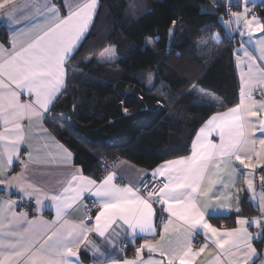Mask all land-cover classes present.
Instances as JSON below:
<instances>
[{
    "label": "snow or ice",
    "instance_id": "obj_1",
    "mask_svg": "<svg viewBox=\"0 0 264 264\" xmlns=\"http://www.w3.org/2000/svg\"><path fill=\"white\" fill-rule=\"evenodd\" d=\"M8 3L10 0H4L0 8ZM243 4V14L229 11L235 19L229 21L228 26L235 24L238 29L246 30L241 35L251 36L257 18L254 14L249 18L247 0H243ZM97 6L98 0H73L65 5L67 13L62 16L57 6L41 5L32 0L17 6L22 10L20 16L9 10L14 23H24L12 29L7 47L0 45V124L4 129L0 132V142H3L0 176L11 168L14 158L21 159L22 144L31 149L24 121L29 126L39 127L50 137L43 128V121L51 119L47 114L52 111L55 99L62 94L66 72L70 70L67 65L86 37ZM258 30L264 32V24H258ZM258 44L259 57L252 56L246 49L242 52L247 71L241 76L239 104L217 112L199 127L191 143V155L168 160L157 167L151 173V180L159 179V183L121 186L116 182L114 172L99 181L77 172L59 191L49 193L21 178L16 184L18 190L28 198L36 196L37 205L45 199L50 200L56 209V220H28L27 213L21 212L17 216L13 210L16 201L8 199L0 203V264H81L78 255L81 246L86 245L93 255L104 256L89 239L91 234L95 233L105 244L115 248L121 235H127L134 243L138 232L144 234V239L137 248V255L141 256L146 249L149 254H158L159 259L143 261L104 257L101 264H193L194 257L209 248L208 242L221 254L231 257L228 264H255L259 255L252 241L261 239L264 243V237H253L245 225L254 223L264 232V220L238 219L241 227L222 231L206 219L203 209L210 206L209 193L215 184L228 187L223 183L225 173L232 182L236 169L229 165L233 160L254 170L253 158H264V119H251L264 111V99L257 101L254 95L258 91L264 97V40ZM106 53L107 56L101 59L116 58L114 49H107ZM240 55L238 53V58ZM257 60L261 61L259 65ZM25 94L28 99L23 101L21 97ZM257 131L260 138L255 136ZM213 135L218 142L211 139ZM28 154L31 160V151ZM63 154L65 159L71 156L66 149ZM24 167L27 169V163ZM15 179H0V184L11 185V180ZM253 179L249 173L245 182L247 190L257 199ZM260 179L264 187V176ZM85 194L95 198V215L86 209L78 222L70 220L68 217L82 203ZM201 196L208 197L202 207ZM258 199L260 211L264 213V193ZM231 203L234 202L230 201L228 206ZM155 204L162 206L161 213L168 214L159 225L154 222ZM235 210L240 211L238 205ZM9 215L12 222L6 223ZM198 230H203L206 241L203 244L196 241ZM217 264H222L219 257Z\"/></svg>",
    "mask_w": 264,
    "mask_h": 264
},
{
    "label": "trees",
    "instance_id": "obj_2",
    "mask_svg": "<svg viewBox=\"0 0 264 264\" xmlns=\"http://www.w3.org/2000/svg\"><path fill=\"white\" fill-rule=\"evenodd\" d=\"M228 6L238 8L222 0H100L48 120L87 174L104 171L102 158L152 169L184 155L213 113L235 105L236 42L213 37L225 31ZM253 10L264 24V4ZM7 36L0 27V40L6 42ZM108 46L115 47L118 59L102 63L98 56ZM238 203L239 214L258 212L247 192ZM235 212L220 222L233 226ZM123 250L135 248L129 242Z\"/></svg>",
    "mask_w": 264,
    "mask_h": 264
},
{
    "label": "crops",
    "instance_id": "obj_3",
    "mask_svg": "<svg viewBox=\"0 0 264 264\" xmlns=\"http://www.w3.org/2000/svg\"><path fill=\"white\" fill-rule=\"evenodd\" d=\"M217 1V0H214ZM226 4L233 5L234 7H238L237 9H233L232 12L235 13H242L244 12V4L243 0H222ZM264 0H247V8L250 9V5H253V3H259L263 2ZM32 2V0H10V3L5 4L3 8H0V27L5 28L8 36L7 41L0 40V45H4L5 47L8 46V43L10 39L12 38V29L13 28H19L21 24H23V21H20V23H14L13 20L9 16V10H14V15L20 16L22 14V10L18 9L17 6L23 5L25 3ZM36 2H39L41 5L44 3H50L55 6H57L60 9L61 15H66L67 9L65 7L66 4L73 3V0H36ZM82 2V0H81ZM0 3H4V0H0ZM100 7V0H98V6L95 10V15L93 18V21L90 25L89 30L91 29L95 16L98 12V9ZM237 10V11H236ZM250 12V11H249ZM250 18L251 16L249 15ZM257 17V16H255ZM38 19H43V17H39ZM234 17H231L230 15L227 18V21L225 20V27L226 30L228 29V32L234 33V29H237V35H236V45L234 49L235 53V71L237 74V78L239 81V94H238V100L235 103V105L231 107H227L224 110H219L217 112H224L227 111L230 108L236 107L240 102V93L242 88L241 83V76L242 74H246L247 67H246V58L242 56V52L244 49L243 47H246V50L254 57H259L261 55L260 52V46L258 44V41L264 40V32H260L258 30V24H263L262 22L256 20L253 22V30L251 33V36L249 35H241L240 33L242 31H246L245 29H238L235 24H232L231 27L228 26V22L234 20ZM260 22V23H259ZM88 30V32H89ZM87 32V34H88ZM240 50V58H237V51ZM104 53L102 52L98 56V60L102 62H113L114 60H104L101 59ZM106 59V58H105ZM261 61L257 60V64L259 65ZM68 71L66 72L65 77V87L62 90H65L68 84ZM255 99L257 101H260L261 99H264V97H261L259 92H255ZM60 95H58L59 97ZM57 97V98H58ZM55 99V101L57 100ZM23 101H26L28 99L27 94L21 97ZM54 101V102H55ZM54 104V103H53ZM217 112L213 113L212 115L216 114ZM47 115H50L47 114ZM211 115V116H212ZM210 116V117H211ZM209 117V118H210ZM208 118V119H209ZM253 120H260L264 119V111H262L257 117H251ZM49 119H45L43 121V128L47 130L48 133H50V137L46 136L42 133L39 127L32 125L29 126L27 121H24L25 124V132L27 133V140L28 143L31 144V149L28 148L27 144H22L20 146V152L22 149L27 150V155L25 160L23 161V167L21 169H14L12 170V166L16 163L17 159H13V163L11 165V168L9 170H6L2 176H0V179H10L12 177H15V180H11V185L7 183L0 184V191H3L5 195L0 194V203H2L5 200L11 199L12 201H15L14 195H20L23 197L24 194L18 190L16 187L17 182L23 178L24 181L33 184L35 187L42 189L43 191L52 193L54 191H59L64 184L67 182L68 179H70L71 175L80 172L84 177L92 179V180H101L102 178L106 177V175L109 172L116 173V182L118 179H121L124 181V183L121 186L124 185H133L135 187H139L143 179L151 175V173L160 165L164 164L168 160H177L184 156L191 155V143L195 139V134H198V130L195 132L191 143H190V150L188 153H185L184 155H179L175 157H171L159 165H157L155 168L147 169L142 166H139L135 164L134 162L128 160V159H120L114 166V168L110 171H102L99 176H94L93 174H87L82 166L76 164L74 162V153L73 151L65 145L63 142H61L52 128L49 126L48 123ZM206 122H204L201 126H203ZM200 126V127H201ZM258 127V124H257ZM3 126L0 124V132H3ZM255 136L257 138H260L261 134L257 131L255 132ZM214 141L218 142V138L213 135L211 137ZM259 148V145H257ZM66 149L68 152L71 153V156L67 159L64 158L63 150ZM3 150V142H0V151ZM29 151L32 153V159L29 160ZM19 152V153H20ZM27 163V169H25L24 164ZM252 163L256 165L255 169L245 168L243 165H240L238 161L233 160L231 164L229 165L230 168L236 169L235 173L232 177V182H229L227 179V174H224V181L223 183H227L228 187L224 188L222 187L221 183H217L213 187V191L209 193V197H211V203L210 206L207 208H204L206 219L209 220V222L217 227L218 229H221L222 231L231 230L233 228L241 227L238 223V219H246L248 221H254L256 219H262L264 220V213L260 211V201L259 197L262 193H264V187L261 186V176L258 175V171L260 169H263L264 167H261V164H264V158L261 157H254ZM251 173L254 177L253 184L255 188V196L257 199L253 198V192L247 190V184L245 182L246 177ZM118 183V182H117ZM119 184V183H118ZM244 192H247L249 199L254 207L257 208V213L252 216H247L246 214H239L235 212V208L238 205L240 208V204L238 203V199L240 195H242ZM220 196V199H217L216 197ZM36 199V196H32ZM87 198H93L88 194H85L82 200V203L76 208L74 212L68 217L70 220L78 222V218L82 217L85 213V207H84V200ZM200 206H203V203L208 200V197L201 196L200 198ZM233 201L234 203H231L230 206L229 202ZM226 205L225 207H221V205ZM161 205L155 204L154 209L156 212V217L154 219V222L159 225L162 221L165 220L167 217V213H161ZM13 210L17 214V216L22 212L20 211L16 205H13ZM237 213L235 222L233 226H224V223L220 222L219 219L222 217H227L231 213ZM95 215V214H94ZM28 220H36V221H48L52 222L56 220V209L54 204L50 200H43V203L41 205H37V213L35 215H28ZM12 217L9 215L7 217L6 223L12 222ZM89 223H92V221H89ZM14 226V224L12 225ZM247 227L248 231L252 233L253 237L261 236L264 237V232H262L261 229H258L254 223L245 225ZM5 231H7V228H5ZM157 231L159 232L160 229L158 228ZM196 237H199L202 240V244L205 243V238L203 236V230H198V235ZM89 239L93 241L99 248L100 251L104 254V256L99 255H93V253L89 250H87V246H81V248L78 251L79 260L81 264H101V261L104 259V257H107L108 259L116 258V259H127V260H140L148 261L149 259H159L158 254H149V252L145 249L141 256L137 255V248L140 247V245L143 243L144 234L137 233L135 242H131L130 238L127 235H121L117 241V246L115 248L109 247L105 242L102 240V238L98 237L95 233L91 234ZM123 239L128 240L135 250L131 253L126 252L124 250L121 251L120 243ZM209 243V248L200 254L199 256L194 257L193 264H217V257L220 258V261L222 264H228V261H230L231 257L227 255L221 254L220 250L215 248L214 246ZM253 246L256 248L257 253L259 255V258L255 259V264H264V243L261 242V239H254L252 241ZM261 245V249H259L258 245Z\"/></svg>",
    "mask_w": 264,
    "mask_h": 264
},
{
    "label": "built area",
    "instance_id": "obj_4",
    "mask_svg": "<svg viewBox=\"0 0 264 264\" xmlns=\"http://www.w3.org/2000/svg\"><path fill=\"white\" fill-rule=\"evenodd\" d=\"M227 11H233L232 8L228 7L227 8ZM255 15V11H251L249 13L250 16L252 15ZM231 39L234 38V34L232 33V35L230 36ZM51 116V115H49ZM20 154V157L21 159L20 160H17L16 163L12 166V170L14 169H21L23 167V161L25 160L26 158V155H27V150L26 149H22V151L19 153ZM119 161V159H116V160H110V159H106V158H102L100 160V164H101V167L102 169L107 172V171H110L114 168L115 164ZM258 175L260 176H264V168L263 169H260L258 171ZM117 182L122 185L124 183V181H122L121 179H118ZM143 183H147L148 186H151L153 183H159V179L156 180V181H152L151 180V175H148L146 176L143 181L141 182V184L139 185V187L143 184ZM0 194L1 195H5V193L3 191H0ZM14 199L16 201V207L24 212V213H27L28 215H35L37 213V204H36V199L34 197H31V198H28V197H23V196H20V195H14ZM95 199L93 198H87L84 200L83 204H84V207H85V210L88 209L90 210V212L93 214L96 213V206L95 204L93 203ZM196 241L199 243V244H202V240L199 238V237H196ZM120 246L121 248L123 249H126L129 247V241L126 240V239H123L120 243Z\"/></svg>",
    "mask_w": 264,
    "mask_h": 264
},
{
    "label": "rangeland",
    "instance_id": "obj_5",
    "mask_svg": "<svg viewBox=\"0 0 264 264\" xmlns=\"http://www.w3.org/2000/svg\"><path fill=\"white\" fill-rule=\"evenodd\" d=\"M263 2H264V1H263ZM258 4H262V2H259V3H253V5H250L249 7H250V9H251V8H253L254 6H257ZM228 7L232 8L231 6H228ZM228 7H227V8H228ZM232 9H233V8H232ZM237 10H238V9H237ZM237 10H236V11H237ZM249 11H251V10H249ZM249 13H250V12H249ZM256 18H257L258 21L261 22V20H260V18H259L258 16H257ZM226 21H227V20H226ZM260 22H259V23H260ZM223 24H224L223 26L225 27V24H226L225 21H224ZM227 24H228V23H227ZM224 29H225V31H223L222 34H220L219 31L215 32L214 35H213V37H214L215 39H221V35H222L223 38L225 37L224 40L227 42V44H228V42H229V43H232V42L234 43V42H236L237 29H234V38H233V39H231V37H230V36L232 35V33L228 32V29L226 30V27H225ZM226 34H229L230 36H229V35H226ZM217 37H218V38H217ZM227 38H228V39H227ZM201 46H203V44H201ZM221 46H223V45L221 44L219 47H221ZM236 47H237V45H236ZM107 49H114V51H115V57H116L115 59H118V55H117V53H116V49H115L114 46H108V47H106V48L103 50V53H104L103 55H104V57L107 56V53H106V50H107ZM242 49L245 50L246 47H243ZM237 53H240V50H238ZM237 58H238V55H237ZM239 58H240V56H239ZM104 60H107V59H104ZM100 62H102V61H100ZM102 63H109V62H102ZM192 74H195L194 71L192 72ZM149 77H151V75H148V74H147V80H148V82L151 84V81H152V80H149ZM151 79H152V78H151ZM200 94H201V93H200ZM201 95H202V96H201V99H202L203 101H205V103H206V102H210V101H209L210 99H209L205 94H201ZM208 105H210V104L208 103Z\"/></svg>",
    "mask_w": 264,
    "mask_h": 264
}]
</instances>
